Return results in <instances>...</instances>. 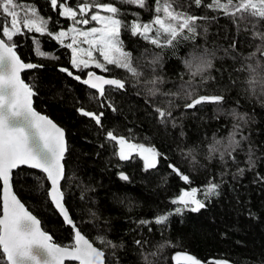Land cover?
<instances>
[{"label":"trees","instance_id":"trees-1","mask_svg":"<svg viewBox=\"0 0 264 264\" xmlns=\"http://www.w3.org/2000/svg\"><path fill=\"white\" fill-rule=\"evenodd\" d=\"M104 2L118 6L129 25L148 23L154 16V0H147L148 7L143 9L119 0ZM175 2L181 11L208 18L197 21L194 36L185 31L189 39H180L175 47H157L133 36L130 29L121 33L125 50L141 65V80L159 76L163 81L155 96L114 65H105L111 71L94 66L75 69L71 49L64 46L71 42L70 35L64 45L48 34L26 30V34L14 37L18 57L38 65L22 73L23 81L34 92L33 107L65 132L63 202L79 231L105 253L107 264H176L173 257L178 254L192 255L200 264H264V88L248 83L252 79L250 67L259 64L264 69V55L257 52L261 40L254 38L255 29L235 24L221 11L197 7L192 0ZM27 5H34L38 14L47 18L53 33L71 26L70 20L59 16V8L53 9L51 0H27ZM0 18L10 26V17H4L2 11ZM152 35L154 32L149 33ZM37 48L46 55L39 56ZM194 56L212 62L203 82L200 75L193 79L186 67V61ZM155 57L159 58L157 63L152 62ZM88 72L121 79L125 88L105 86L102 98L97 90L74 78L82 80ZM190 80L199 95H222L224 101L186 109L188 101L180 95L163 94L179 93ZM157 108L171 111L163 123ZM79 109L100 115L103 127ZM233 113L244 116V121H238ZM234 124H239L236 139L240 147L221 158V149H210L216 141L227 143ZM107 131L117 132L130 143L154 148L160 153L156 168L145 170L136 153L121 161L119 146L106 139ZM169 165L188 175L191 183H185ZM13 172L14 192L42 229L56 244L71 245L72 230L50 203L44 174L27 167ZM121 173L128 180H121ZM209 180L219 187L216 194L206 197ZM192 188L198 189L197 199L204 201L205 207L198 212L183 209L174 213L176 207L183 206L171 201L182 190ZM168 212L173 214L164 224L154 222L155 217ZM105 240L116 247L106 245ZM0 264H7L1 249Z\"/></svg>","mask_w":264,"mask_h":264},{"label":"snow or ice","instance_id":"snow-or-ice-1","mask_svg":"<svg viewBox=\"0 0 264 264\" xmlns=\"http://www.w3.org/2000/svg\"><path fill=\"white\" fill-rule=\"evenodd\" d=\"M120 3L136 5L143 9L148 7L147 0H119ZM197 7L204 6L213 11H221L223 15L231 17L237 25L255 29L254 38L261 40V45L257 47V52L264 55V0H192ZM53 9L59 8V16L71 21L70 27L66 31L53 33L48 26L47 18L38 14L34 5H27V0H0V11L4 17H10V26L0 18V181L3 187V219H0V248L7 258V264H64V261H78L79 264H107V258L103 251L93 247L89 240L75 230L77 227L69 217L64 204V193L61 191V180L65 176V166L61 163L64 160L66 145L64 142V132L53 122L43 115H38L33 110L31 97L34 92L30 86L21 80L20 72L23 69H35L38 67L34 63H22L17 56L15 48L18 43L14 41L17 35L27 33H38L41 36L48 34L53 39L64 45V40L71 35V42L64 45L71 49V64L77 69H87L94 66L103 71H111L105 65H114L118 69H124L132 75L137 83H143L149 95L155 96L160 92L159 84L163 83L159 76L151 79L141 80V65L133 58L132 54L125 50V45L121 40L122 31L130 29L133 36L139 35L150 41L157 47L165 45L175 47L180 39H189L185 36V31L194 36L197 29V21L208 19L198 17L187 11H181L175 0H154L153 19L148 23L135 22L129 25L121 15L122 10L104 0H51ZM78 8V11L76 10ZM96 9V11H91ZM91 11V14H89ZM109 15H101L100 13ZM162 12V16L159 15ZM138 20V15L136 16ZM90 22H95L99 27L93 26L87 30H82L76 25L88 26ZM260 25V27H258ZM154 35L149 36V33ZM39 44V40H34ZM87 45V48L79 45ZM235 47V44H233ZM98 53V57L94 56ZM39 56L46 55L45 52L37 48ZM255 55V53H253ZM102 58L103 64L99 61ZM158 57L153 59V63L158 62ZM186 67L194 79L197 75L202 77L211 67V60L204 56H194L186 61ZM64 72L67 69L61 68ZM264 69L257 64L250 67L252 79L248 81L250 86L264 88ZM68 75H72L69 71ZM88 79L81 80L80 76L74 77L92 89H96L100 97H105V85L115 86L117 89H124L125 82L116 78H104L93 72L87 73ZM164 95H180L188 101L184 107L193 109L207 103L220 105L224 101L222 95H199L197 88L191 80L181 86L179 93H163ZM171 103V102H170ZM111 107V105H109ZM82 115L91 117L97 125L103 127L101 116L93 112L79 109ZM156 111L165 122L171 116L168 109L157 108ZM219 111V109H218ZM102 115V114H101ZM238 121H244V116L233 113ZM239 124L233 125V132L230 133L226 144L216 141L210 151L215 152L221 149V158L224 154L231 155L240 147L238 135ZM106 139L115 141L114 147L119 146L118 157L121 161L129 160L133 153L140 156L144 163L145 170L155 169L157 157L160 153L152 147H145L143 144L130 143L124 137H120L117 132L107 131ZM240 139H245L241 137ZM251 162V157L249 158ZM20 166H27L31 169H39L46 174L47 181H50L51 190L49 196L55 207L60 211L64 220L74 227V243L69 246H57L53 244L52 237L40 230L39 221L29 212L25 211L23 204L17 200L12 193L11 181L14 180L13 170ZM173 172L180 175V178L187 184L191 183L190 177L183 174L175 166L169 165ZM243 173V169L240 170ZM121 180H128V177L121 173ZM219 186L208 181L204 189L205 196L216 194ZM198 189L192 188L190 191L182 190L181 193L171 201L176 207L174 213L179 214L183 209L191 212H198L205 207L204 201L197 199ZM173 212L160 214L155 217L156 224H164ZM147 224L148 221H140ZM106 245H113L111 241H103ZM140 244V241L136 242ZM43 254V258L41 257ZM176 264H200L197 258L192 255L178 254L173 257ZM148 264H151L149 261ZM227 264V262H221Z\"/></svg>","mask_w":264,"mask_h":264},{"label":"water","instance_id":"water-1","mask_svg":"<svg viewBox=\"0 0 264 264\" xmlns=\"http://www.w3.org/2000/svg\"><path fill=\"white\" fill-rule=\"evenodd\" d=\"M17 56H18V55H17ZM21 62H22V63H31V62H23L22 60H21ZM29 70H32V69H23V70H21V72H20V78H21L22 81H23V79H22V73H23V72H26V71H29ZM93 73H95V72H93ZM95 74H96V75H99V74H97V73H95ZM99 76H102V75H99ZM102 77H104V78H108V77H105V76H102ZM84 79H88V76L86 75ZM109 79H112V78H109ZM82 80H83V79H82ZM80 83H82L81 80H80ZM82 84H83V83H82ZM84 85H85V84H84ZM86 86H88V85H86ZM105 86H108V85H105ZM105 86H104V87H105ZM111 86H112V85H111ZM88 87H89V86H88ZM94 90H96V89H94ZM31 101H32V107H33V99H32V97H31ZM33 110L36 111L38 115H43V116H45L47 119L51 120V121L53 122V124H55L58 128H60V129L64 132V130H63L58 124H56L51 118H49V117L46 116L45 114H43V113L37 111L34 107H33ZM64 142H65V145H67V144H66L65 132H64ZM66 147H67V146H66ZM65 153H66V151H65ZM61 163L63 164V160L61 161ZM20 167H27V166H20ZM27 168H28V167H27ZM15 170H17V169H15ZM15 170H13V171H15ZM35 170L42 172V171L39 170V169H35ZM42 173H43V172H42ZM43 174H44V176L46 177V174H45V173H43ZM46 179H47V177H46ZM62 180H63V179H62ZM62 180H61V182H62ZM47 182H48V185H49V187H48V191H47L48 199H49L50 203L52 204L53 208L55 209V211L57 212V214L59 215V217L62 219L64 225H66V226H68V227L71 228L72 233H73V243H74V227H73L74 221H73V224H68V223L65 222V220H64L63 216L61 215L60 211L55 207V204L52 202L51 197L49 196V192H50V190H51V184H50V181H47ZM0 183H1V187H0V204H1L0 219H3V187H2V181H0ZM11 187H12V193H13V195H15L16 198H17V200H19L20 203L23 204V203L21 202V200L18 198V196L16 195V193L14 192L13 185H12V181H11ZM61 203L64 204L63 200L61 201ZM23 206H24L25 211L29 212L30 215H32L35 219H37V218H36V217H35V216H34V215H33V214H32V213H31L26 207H25L24 204H23ZM64 207H65L66 211H68L67 208H66V206H65V204H64ZM68 213H69V212H68ZM69 217H70V214H69ZM70 218H71V217H70ZM37 220H38V219H37ZM38 221H39V220H38ZM74 225H75V224H74ZM39 227H40V230H41V231L45 232V231L42 229V227H41V223H40V221H39ZM75 230H79V229L76 227ZM45 234L51 236V235H50L49 233H47V232H45ZM81 234L84 235L83 233H81ZM84 236H85V235H84ZM85 239L89 240L86 236H85ZM51 242H52L53 244L57 245V246H61V245H59V244H56V243L53 241V238H52V241H51ZM89 242L92 243L90 240H89ZM92 244H93V243H92ZM93 247H95V248H97L98 250L102 251L101 249H99V248H98L97 246H95L94 244H93ZM0 249H1L2 253H3L2 248H0ZM41 257L43 258V254H41ZM5 260H6V262H7V258H6V256H5ZM64 264H79V262H78V261H71V260H67V259H66V260L64 261Z\"/></svg>","mask_w":264,"mask_h":264},{"label":"rangeland","instance_id":"rangeland-1","mask_svg":"<svg viewBox=\"0 0 264 264\" xmlns=\"http://www.w3.org/2000/svg\"><path fill=\"white\" fill-rule=\"evenodd\" d=\"M91 11H96V9H92ZM91 11H90L89 14H91ZM100 14H101V15H109V14H107V13H103V12H101ZM71 26H72V25H71ZM93 26L99 27V25L95 24V22H90V24H89L88 26H84V25H76V27H79V28H81L82 30H87L88 28L93 27ZM70 40H71V35H70ZM79 46H80V47H85V48H87V45H83V44H81V45H79ZM71 56H72V52H71ZM94 56H95V57H98V53L94 52ZM101 61H102V58H99V61H98V62H101ZM75 69H77V68H75ZM118 150H119V148H118Z\"/></svg>","mask_w":264,"mask_h":264}]
</instances>
